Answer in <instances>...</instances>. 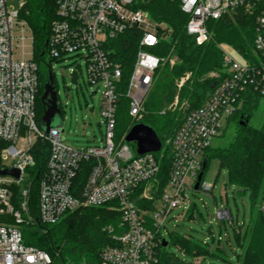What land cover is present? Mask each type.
Returning <instances> with one entry per match:
<instances>
[{"label": "built area", "instance_id": "built-area-1", "mask_svg": "<svg viewBox=\"0 0 264 264\" xmlns=\"http://www.w3.org/2000/svg\"><path fill=\"white\" fill-rule=\"evenodd\" d=\"M155 1L57 0V20L47 43L49 57L58 62L71 55L85 59L89 83L104 87L103 145L77 150L63 142L59 128L46 134L38 124L39 67L34 61L32 30L20 18L21 8H11L7 0H0V158L12 160L10 167L1 170L20 172L18 179L0 176V217L12 220L0 222V264H52L46 251L26 245L23 227L38 222L55 225L66 215L89 207H109L120 213L117 232L111 226L105 229L114 245L101 251L102 264H159L164 235L170 236L169 225L177 222L174 213L182 211L179 218L189 216L191 194L212 195L215 185L204 180L208 151L225 134L251 93L264 98V0H164L178 3L187 17L186 34L198 46L211 41L210 22L256 15L254 57L244 58L234 47L219 45L225 76L204 105L190 110L187 102L180 103L178 94L160 113H184L182 124L166 143L171 162L165 181L157 158L164 145L159 153L138 156L126 142L127 135L117 137V110L123 95L129 100L130 116L141 121L156 73L167 62L175 64L171 59L174 47L168 57L151 51L162 49L174 33L167 23L152 18L148 8ZM130 31L138 32L141 38L131 78L122 93V65L112 58V42ZM189 77L177 82L179 91ZM38 141L49 144L50 157L39 185V216L35 219L29 207L27 170L35 166L32 149ZM85 171L77 195L76 182ZM13 186L21 188L17 206ZM215 218L235 230L233 215L225 204L217 207Z\"/></svg>", "mask_w": 264, "mask_h": 264}, {"label": "trees", "instance_id": "trees-1", "mask_svg": "<svg viewBox=\"0 0 264 264\" xmlns=\"http://www.w3.org/2000/svg\"><path fill=\"white\" fill-rule=\"evenodd\" d=\"M57 9V0H24L19 11L20 18L28 23L34 37V61L39 67L37 95L39 125L47 109L42 98L45 86L50 82L51 77L56 90L51 67L53 61H58L49 57L47 43L52 24L57 20ZM148 10L154 20L165 22L174 30L173 39L162 49H152V53L159 57H168L170 49L174 47L178 62L174 65L167 62L156 73L154 86L144 105V118L141 121L137 122L130 116L129 100L123 95L117 110V137H125L138 123L151 126L161 138L165 148L164 152L157 154L161 169L160 176L165 181L171 162V149L166 143L169 138L174 137L182 124L184 114L179 111H168L164 115L160 113L173 103L178 94L180 103L187 102L190 110L204 105L217 83L225 76L223 54L219 45L228 44L234 47L244 58L254 57L256 15H240L235 21L223 18L210 22L208 27L212 39L209 43L198 46L186 34L187 17L180 10L178 3L156 0ZM140 38L138 32L130 31L112 42L115 51L112 58L122 65L119 85L122 93L126 92L133 72ZM212 72H218L221 79L209 78L208 75ZM187 75L190 77L179 91L177 82L185 79ZM260 98L258 94L251 93L243 109L232 119L236 128L234 139L224 149L211 148L208 151L204 172L205 176L210 159L217 158L221 165L228 169L230 182L251 192V224L244 236L241 230H235L242 249L238 264H264V120L260 128L251 125ZM242 121L246 123L241 125ZM32 155L35 166L27 170L31 184L29 207L31 215L37 219L39 185L47 170L50 157L49 144L38 141L32 149ZM2 167L0 158V170ZM86 173L83 172L77 179V195L82 188ZM20 189L16 186L12 187L13 202L16 206L20 202ZM195 209L196 204L189 212L190 217H194ZM3 221L12 222L8 217H0V222ZM119 222L120 213L109 207L81 208L66 215L55 225L46 226L38 222L33 226H24V241L26 245L46 251L52 258V264H102L101 251L114 245L105 229L111 226L117 232ZM169 238L168 247L174 244L195 256H218L211 253L212 249L209 245H204L189 235L173 232ZM158 256L159 264H187L170 253L168 248L160 247Z\"/></svg>", "mask_w": 264, "mask_h": 264}, {"label": "rangeland", "instance_id": "rangeland-1", "mask_svg": "<svg viewBox=\"0 0 264 264\" xmlns=\"http://www.w3.org/2000/svg\"><path fill=\"white\" fill-rule=\"evenodd\" d=\"M7 2L9 7L19 10L24 0H7ZM30 34L27 32V35ZM171 59L175 63L178 62L176 56ZM51 68L58 93V108L61 111V115H57L54 119L53 127L62 131L63 142L77 150L103 145V138L106 134V123L101 116L103 85L97 86L89 83L86 61L76 55H71L64 61H53ZM208 77L221 79L218 72H212ZM179 112L184 114L181 110ZM263 120L264 98H260L251 125L260 128ZM235 132V124L231 123L225 134L213 142L212 149L228 147L234 139ZM128 145L135 154L136 145L129 143ZM11 165L12 160L2 161L4 167ZM204 180L215 185L212 195L191 194L193 205L196 204L194 217L179 218L178 215L182 211H176L174 216L177 217V222L173 221L169 228L171 232L189 235L202 244L207 243L212 249L211 253L218 256H195L174 244L167 247L168 251L187 264L202 262L206 264H238L242 249L235 230H241L242 236H244L251 224V192L232 184L228 169L223 167L217 158L210 159ZM227 201L233 215L235 230L215 218L217 207L224 206V204L227 206ZM164 237L166 242L170 243L169 236L166 234Z\"/></svg>", "mask_w": 264, "mask_h": 264}, {"label": "water", "instance_id": "water-1", "mask_svg": "<svg viewBox=\"0 0 264 264\" xmlns=\"http://www.w3.org/2000/svg\"><path fill=\"white\" fill-rule=\"evenodd\" d=\"M42 100L45 101L47 109L40 125L42 130L46 134H48L51 129L57 128L53 127V121L57 115H61V111L58 108V93L54 89L52 77L50 79V82L45 86V93ZM245 123L246 122L242 121L241 125H244ZM126 142L136 145V154L138 156H142L148 153H159L163 149V142L159 135L151 126L144 123H138L131 129L126 137ZM206 166L207 159L204 161V169L206 168ZM0 176H9L18 179L20 177V172L15 169L0 170ZM202 177L203 175H200L199 182L197 183L195 188L196 190H198L199 188V183L201 182ZM163 247H168V243L166 241H164Z\"/></svg>", "mask_w": 264, "mask_h": 264}, {"label": "crops", "instance_id": "crops-1", "mask_svg": "<svg viewBox=\"0 0 264 264\" xmlns=\"http://www.w3.org/2000/svg\"><path fill=\"white\" fill-rule=\"evenodd\" d=\"M214 200V199H213Z\"/></svg>", "mask_w": 264, "mask_h": 264}]
</instances>
